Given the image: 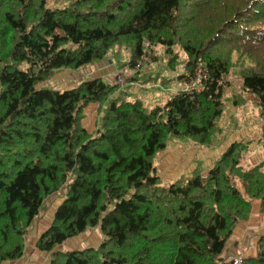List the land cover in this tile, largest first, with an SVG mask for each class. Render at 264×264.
<instances>
[{"label": "trees", "instance_id": "trees-1", "mask_svg": "<svg viewBox=\"0 0 264 264\" xmlns=\"http://www.w3.org/2000/svg\"><path fill=\"white\" fill-rule=\"evenodd\" d=\"M124 52L127 82L148 60H167L183 63L185 85L202 70V88L170 92L161 106L103 78L43 85ZM236 77L256 100L264 148V0H0V264L24 256L27 230L61 192L36 243L47 264H222L255 203L264 214V162L243 165L252 142L169 185L156 163L174 141L215 143ZM95 228L98 247L58 249ZM256 245L243 264H264V234Z\"/></svg>", "mask_w": 264, "mask_h": 264}, {"label": "rangeland", "instance_id": "rangeland-1", "mask_svg": "<svg viewBox=\"0 0 264 264\" xmlns=\"http://www.w3.org/2000/svg\"><path fill=\"white\" fill-rule=\"evenodd\" d=\"M156 52L161 54L163 51L158 49ZM182 59H185L184 54H182ZM129 61V53L124 52L113 57L110 61H103L80 71L62 70L52 80L43 85L63 90L76 87L84 79L103 78L111 84H121L124 88L128 87L129 92L136 94V98L147 105L158 101L161 106L167 103L170 98V92H173L171 90L177 91L180 88L182 90L187 88L185 83L181 85L177 80L178 75L184 72L183 63L177 65L175 70H172L167 65V60L161 62L148 60V62L143 64L142 73L138 78L139 82L132 80L127 82V80L135 76V72L129 70L128 66L122 67L125 62ZM230 83L231 88H228L225 95L227 107L220 123L222 133L218 135L215 143L210 147H203L191 140L174 141L166 151L158 156L156 163L157 172L164 185H169L178 177L192 175L199 168L205 174L232 143L240 140L252 142L243 163L246 168L260 165L264 162V148L259 142L263 121L258 114L257 107L254 105L256 100L254 96L242 90V82L239 78L230 79ZM97 110V104H91L85 111L83 125L89 132L95 129ZM64 196L65 193L61 192L46 201L38 218L27 230L25 254L20 260L26 256L28 261L33 259L32 264H47L50 261V255L36 249V243L43 231L51 224L53 213L63 202ZM256 208L259 210L258 213L262 214L259 204L255 203L250 218ZM262 215L264 216V214ZM251 228L253 230L250 238L251 246L256 249L257 241L264 233H262V226L258 227L256 223L250 226L249 231H251ZM102 240L103 235L99 228L89 229L84 234L70 239L58 249L67 251L96 248L102 243ZM234 256L237 255L225 254L224 258L228 259ZM238 256H242L244 259L242 253H239Z\"/></svg>", "mask_w": 264, "mask_h": 264}, {"label": "crops", "instance_id": "crops-1", "mask_svg": "<svg viewBox=\"0 0 264 264\" xmlns=\"http://www.w3.org/2000/svg\"><path fill=\"white\" fill-rule=\"evenodd\" d=\"M179 84L183 85V83L179 82ZM182 89V88H180ZM174 91V90H171ZM259 210H254V214L251 216L250 220L247 222H243L240 225H238L235 234L231 237V239L227 243V248L224 252L225 254H236L242 253L244 255V258L247 257H254L257 254V248L254 249L251 245V235H252V228L251 231H249L250 226L252 224H257L258 227L262 226V233H264V216L262 214L258 213ZM257 212V213H256ZM259 214V215H258ZM45 231V230H44ZM43 231V232H44ZM250 241V242H249ZM250 244V246H248ZM252 247V248H251ZM28 262V263H26ZM33 259L28 261V257H24L20 261L15 262H7L5 264H32Z\"/></svg>", "mask_w": 264, "mask_h": 264}, {"label": "built area", "instance_id": "built-area-1", "mask_svg": "<svg viewBox=\"0 0 264 264\" xmlns=\"http://www.w3.org/2000/svg\"><path fill=\"white\" fill-rule=\"evenodd\" d=\"M140 68V66H136V71ZM203 76H202V70L199 71L198 75L191 80V82L187 85V88L185 89L186 91H190V90H198L202 88V80ZM242 256H234V257H229L228 259H223L222 264H243L242 263Z\"/></svg>", "mask_w": 264, "mask_h": 264}]
</instances>
